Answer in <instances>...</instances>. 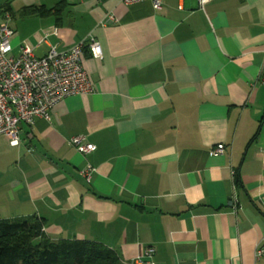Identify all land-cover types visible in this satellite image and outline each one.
<instances>
[{"label":"crops","instance_id":"1","mask_svg":"<svg viewBox=\"0 0 264 264\" xmlns=\"http://www.w3.org/2000/svg\"><path fill=\"white\" fill-rule=\"evenodd\" d=\"M23 1L0 4L12 54L82 44L93 90L22 125L17 147L0 136V219L36 216L50 240L102 243L118 264H148V247L155 264H264V0H63L43 15Z\"/></svg>","mask_w":264,"mask_h":264},{"label":"built area","instance_id":"2","mask_svg":"<svg viewBox=\"0 0 264 264\" xmlns=\"http://www.w3.org/2000/svg\"><path fill=\"white\" fill-rule=\"evenodd\" d=\"M143 1L149 2L154 9L160 7L159 0H121L124 5ZM204 1L198 0L201 6ZM107 20L114 21L115 18L108 15ZM14 34L7 22H0V136L6 138L10 146L17 147L22 125H32L35 118L48 120L50 111L62 99L89 93L93 88L81 63L82 44L65 51H58L52 46L45 55L36 56L33 54L34 46L24 42L20 45L19 54L13 55L11 39ZM88 45L91 56L101 59L100 43L90 38ZM68 142L81 154L90 153L96 148L83 136H72ZM224 151L223 145L219 144L211 154ZM93 170L87 164L80 174L90 182ZM262 254L264 247L259 245L254 252L255 260ZM153 255L152 247L143 252L148 264H155Z\"/></svg>","mask_w":264,"mask_h":264},{"label":"trees","instance_id":"3","mask_svg":"<svg viewBox=\"0 0 264 264\" xmlns=\"http://www.w3.org/2000/svg\"><path fill=\"white\" fill-rule=\"evenodd\" d=\"M66 5L25 7L22 14L53 13ZM8 10L9 4H5ZM44 222L36 216L0 219V264H118L117 254L95 241L84 239L52 241Z\"/></svg>","mask_w":264,"mask_h":264},{"label":"rangeland","instance_id":"4","mask_svg":"<svg viewBox=\"0 0 264 264\" xmlns=\"http://www.w3.org/2000/svg\"><path fill=\"white\" fill-rule=\"evenodd\" d=\"M31 1L34 3L43 4L46 7H54L57 3H59L62 0H31ZM4 3H8L9 5H11L15 11H17L22 5L25 4L23 0H0V4H4ZM16 14L17 16L15 19H19V14L18 13Z\"/></svg>","mask_w":264,"mask_h":264}]
</instances>
